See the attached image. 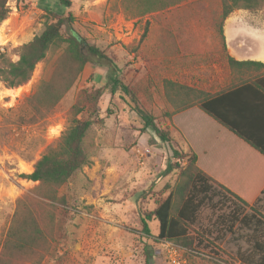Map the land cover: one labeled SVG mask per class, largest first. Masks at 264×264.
<instances>
[{
    "label": "rangeland",
    "instance_id": "obj_1",
    "mask_svg": "<svg viewBox=\"0 0 264 264\" xmlns=\"http://www.w3.org/2000/svg\"><path fill=\"white\" fill-rule=\"evenodd\" d=\"M206 2L212 7L200 12L184 7L181 23L190 27V31L184 32L179 26L180 31L173 29L177 26L176 19L182 16L176 8L129 18L123 11L122 0H72L68 8L73 16L72 25L86 42L84 53L90 62L84 65L57 108L38 122L22 124L18 116L27 111L25 100L42 79L43 63L36 65L30 80L22 86L7 88L0 81V242L16 211L17 200L24 194H31L37 184L21 174L31 172L42 152L60 137L78 91L103 86L107 81L110 70L102 64L106 61L92 55L89 45L113 57L126 84H139L144 69L147 76L158 83L160 77H168L212 92L229 84L221 52L215 45L217 35L207 20V17L214 18L217 23L220 11L212 13L211 10H220L221 2ZM7 4L11 11L0 23V52L7 48L11 58L16 59L11 49L31 40L42 30L47 5L57 6L54 0H8ZM244 14L250 23L264 24V6L249 11V15ZM164 26L172 28L171 33L178 40L176 46L181 50L204 49L205 56L194 53L192 63L180 66L179 70L169 59L162 65L157 49L162 37L169 34V29L162 28ZM165 53L173 55L171 46L165 47ZM121 95L117 92L112 97L109 93L101 96L98 114L94 117L98 121L91 125L84 140L90 162L59 189V194H65L76 206L74 215L66 216L62 209L46 206L55 211L56 219L48 224L53 240L49 239L50 250L42 264H248L243 259H248L253 252V243L264 240V190L256 194L259 199L255 203L252 194L247 196L251 199L250 206L244 207L242 212L262 221L263 227L254 233L239 221L231 231L225 230L224 220L216 219L217 213L229 210L221 195L211 202L218 209L211 203L201 208L194 227L203 245L189 253L171 242L158 240L155 219L149 221L151 235L142 233L137 207L152 210L156 201L167 195V184L176 182L179 169L159 176L171 150L168 146H158L159 139L150 127L144 131L140 129L138 117L119 97ZM155 99L154 113L163 106L161 97ZM190 110L177 117V122L198 146L215 143L216 149L221 144L229 147L233 154L240 153L239 146L224 135L219 136V142L213 141L218 136L216 126L195 109ZM170 132L187 151L177 129L170 126ZM170 160L175 162V159ZM151 184V191L140 195L139 192Z\"/></svg>",
    "mask_w": 264,
    "mask_h": 264
},
{
    "label": "trees",
    "instance_id": "obj_2",
    "mask_svg": "<svg viewBox=\"0 0 264 264\" xmlns=\"http://www.w3.org/2000/svg\"><path fill=\"white\" fill-rule=\"evenodd\" d=\"M54 1L57 8L50 5L44 8L45 23L42 30L31 40L11 49L16 59L11 58L7 48L0 52V81L7 88L26 84L36 65L43 63L42 79L34 93L25 100L27 111L18 116L22 124L35 123L50 115L73 86L84 65L90 62L89 56L80 52L75 38L73 16L68 10L72 0ZM184 1L187 0H122V7L129 18H142ZM7 2L8 0H0V23L11 11ZM220 2V10H211L212 13L220 11L219 19L216 23L214 18L209 17V24L217 35V49L221 52L231 77L228 85L221 86L216 91L209 92L168 77H160L158 83L147 76L145 69L139 84H126L119 75L120 70L113 57L96 46H88L92 55L106 61L107 64H102L110 70L106 76L107 81L103 86L78 91L67 112V125L60 137L42 152L31 172L21 174V177L37 184L31 194H24L17 200L16 211L0 242V264H42L50 250L49 239L53 240L52 228H48V224L56 219L55 211L46 206L62 209L66 216L74 215L76 206L69 202L65 194H59V189L90 162L84 140L91 125L98 121L94 117L98 114V102L105 93L112 97L121 92L119 97L135 112L140 129L144 131L150 127L159 139L158 146H168L171 150L159 176H166L174 169H179L176 182L167 184V195L157 200L152 210L137 207L143 234L151 235L149 221L155 219L158 240L171 242L184 251L191 252L195 247L203 245V239L194 227L198 214L217 195L225 198V206L229 207L228 212L217 213L216 216V219L224 220L226 231H231L236 221L252 229V233L263 227L261 220L250 214L256 219L253 220L242 212L244 207L250 206L248 201L253 198L255 203L259 199L256 194L264 190V161L260 162L261 168L254 171L252 176L228 178L230 181H242L239 183L240 188L245 189L233 192L218 178L205 171L204 165L208 160L201 152L199 154L191 147L184 150L170 132V126H174L173 116L195 107L231 133L236 138V143H244L246 147L239 148L240 153L236 155L252 154L264 160V62L235 60L226 53L223 35L224 19L233 10H256L264 6V0ZM155 97H161L163 102L156 113L153 106L157 102ZM226 137L232 139L229 135ZM229 152L235 156L230 149ZM170 159H175V162ZM244 161L253 167L258 165L256 160L249 157H235L231 163ZM257 184H260L259 187ZM151 187L152 184L141 190L140 195H146ZM251 194L252 197L248 200L247 196ZM211 205L218 209L214 203ZM252 248L253 252L248 259L243 260L248 264H264V240H255Z\"/></svg>",
    "mask_w": 264,
    "mask_h": 264
},
{
    "label": "crops",
    "instance_id": "obj_3",
    "mask_svg": "<svg viewBox=\"0 0 264 264\" xmlns=\"http://www.w3.org/2000/svg\"><path fill=\"white\" fill-rule=\"evenodd\" d=\"M207 0H187L180 4H177L169 9L178 10L180 14H184L181 12H184V7L189 8V10H196V12L204 11L207 7H212L211 4L206 2ZM244 13H248L249 11L245 9H236L233 12H231L223 22V35H224V41H225V50L228 55L233 57L235 60H255V61H261L264 62V57L260 54L261 50L264 52V47L262 46L264 43V24H261L259 21L251 23L249 22L248 16H246ZM178 16V15H177ZM176 19V18H175ZM184 19V15L180 16L176 19L177 20V26H174L173 29L177 28L179 30L182 29L184 32L190 31V27H186L187 24H182L181 22ZM207 20H209V17H207ZM180 21V23H179ZM210 23V21H209ZM179 26V28H178ZM210 26V24H209ZM162 28L169 29V34L164 35L162 37V41L160 40L159 48L157 49V58L162 62V65L166 64L168 62V59L171 60L172 65L176 70L180 69V66H185L192 63V57L195 55L194 53H197L200 56H205L204 49L201 50H194L191 51L187 48H184V50H181V47H177L176 43L178 42L176 36L171 33L172 28H168L166 26ZM200 28V27H198ZM174 29V30H175ZM177 31V30H175ZM180 31V30H179ZM214 31V30H213ZM174 32V31H173ZM215 32V31H214ZM172 34V36L170 35ZM218 43V42H217ZM215 41V45H217ZM171 46L173 55H165V47ZM169 49V48H168ZM167 49V50H168ZM200 51V52H199ZM199 52V53H198ZM197 55V56H198ZM185 59V60H184ZM188 63V64H187ZM161 64V63H160ZM225 69L227 70V78L231 77V72L226 66V63L224 62ZM185 68V67H184ZM185 71V70H184ZM175 80V79H174ZM179 82H184L177 80ZM189 85H193L188 83ZM194 86V85H193ZM196 86V85H195ZM199 87V86H197ZM204 88V87H199ZM205 89V88H204ZM207 90V89H206ZM209 91V90H207ZM212 92V91H209ZM195 109L198 113L204 115L211 123H213L218 131V136H215L214 140L216 142H219V136L221 135H229L231 139V143H235L239 146V148H245L243 142L238 141L236 143V138L229 133L225 128L220 126L218 123L210 119L208 116H206L204 113H202L200 110H198L195 107H191L189 109H186L182 112L176 113L173 116V122L174 127L177 129L179 135L183 137V142H185V146L188 149L189 147L193 148L197 153L201 152L202 155L205 156L206 161L205 163V171L210 173L212 176L218 178L226 187H228L233 192H239L244 191L245 189L240 188V184L242 181H230L228 178H236L238 176H252L251 174H254V171H258L260 167V162L264 161L261 157L249 154L247 156L239 154L233 157L232 154L229 152V147H225L221 144L218 145V148L216 149L215 143H211L206 146H198V143H196L194 140L191 139V137L188 135L187 130L182 127L177 122V117L186 115L191 110ZM175 138V137H174ZM176 140V139H175ZM235 140V141H234ZM215 149V151H213ZM214 153V154H212ZM200 154V153H199ZM231 157V158H230ZM246 158L249 157L250 159L256 160L258 162V165L253 167L251 164H247L244 162H239L237 164L231 163L232 160L235 158ZM210 159V160H209ZM257 167V168H256ZM259 168V169H258ZM236 172V173H234ZM259 175V174H258ZM257 175V176H258ZM260 184H257L259 187Z\"/></svg>",
    "mask_w": 264,
    "mask_h": 264
},
{
    "label": "water",
    "instance_id": "obj_4",
    "mask_svg": "<svg viewBox=\"0 0 264 264\" xmlns=\"http://www.w3.org/2000/svg\"><path fill=\"white\" fill-rule=\"evenodd\" d=\"M75 38L79 44L80 52L84 54V48L86 47V42L78 34H75Z\"/></svg>",
    "mask_w": 264,
    "mask_h": 264
},
{
    "label": "bare ground",
    "instance_id": "obj_5",
    "mask_svg": "<svg viewBox=\"0 0 264 264\" xmlns=\"http://www.w3.org/2000/svg\"><path fill=\"white\" fill-rule=\"evenodd\" d=\"M263 47H264V43H263V45H262ZM262 53V55L261 56H263L264 57V52L261 50V52H260V54Z\"/></svg>",
    "mask_w": 264,
    "mask_h": 264
}]
</instances>
